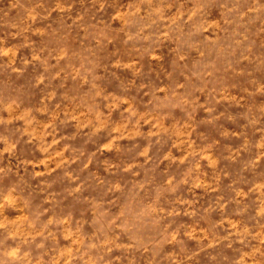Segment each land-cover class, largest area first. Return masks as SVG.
<instances>
[{
  "label": "clouds",
  "instance_id": "1",
  "mask_svg": "<svg viewBox=\"0 0 264 264\" xmlns=\"http://www.w3.org/2000/svg\"><path fill=\"white\" fill-rule=\"evenodd\" d=\"M0 264H264V0H0Z\"/></svg>",
  "mask_w": 264,
  "mask_h": 264
}]
</instances>
